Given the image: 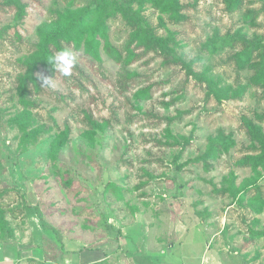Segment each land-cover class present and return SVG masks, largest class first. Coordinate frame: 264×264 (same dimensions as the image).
Masks as SVG:
<instances>
[{
  "label": "rangeland",
  "instance_id": "374dc122",
  "mask_svg": "<svg viewBox=\"0 0 264 264\" xmlns=\"http://www.w3.org/2000/svg\"><path fill=\"white\" fill-rule=\"evenodd\" d=\"M75 1L0 0V246L46 245L55 264L95 249L105 250L98 264H264V161L238 165L260 153L243 117L264 132L249 67L264 50V0H174L182 18L161 11L168 0H120L171 37L168 56L151 51L123 69L90 28L64 42L71 76L30 66L38 27L90 0ZM105 23L125 46V21ZM235 36L260 47L243 59L241 42L225 43ZM49 77L55 89L42 87ZM219 135L228 149L204 157Z\"/></svg>",
  "mask_w": 264,
  "mask_h": 264
},
{
  "label": "trees",
  "instance_id": "16d2710c",
  "mask_svg": "<svg viewBox=\"0 0 264 264\" xmlns=\"http://www.w3.org/2000/svg\"><path fill=\"white\" fill-rule=\"evenodd\" d=\"M151 1L154 2V0ZM158 1L161 2L163 0ZM71 2L73 4L76 1L71 0ZM167 2L168 3L164 5L165 7L161 8V11H174L175 15L173 16L175 18L179 16L176 15L178 11L177 2L174 0H168ZM225 5L228 9H238L242 6V0H225ZM18 9L21 10V8L19 7ZM71 10L72 9H70L68 12H65L64 15L61 14L60 16H57L55 20L48 23H43L42 26L38 27V42L36 43L35 52L33 54V59L30 62V66L34 67L36 63H41L45 68L51 69V66L47 62L48 58L56 52L66 49L64 46V42L75 40L83 31L90 28L92 37L94 36V33L96 31H98L102 35L106 52L116 63L122 65L123 69H125L124 67L126 65H130L134 61L138 60L142 55L151 51L162 55L165 54L166 56H168L167 54H169L167 50L169 46L168 42L171 37H163L155 34L147 21L143 19V17L139 16V14L134 9H132L130 5L125 1L90 0L87 3L86 7H82L79 10H76V12ZM116 16H120L131 29V34L126 45L121 48H118L117 46L111 44L107 38V33L105 32V22L109 18H114ZM179 17L182 18V16ZM1 34L2 29H0V36ZM240 38L241 37L239 36H235L233 38L231 37L229 39H226L225 43L230 44L232 40L233 44H235L236 42H241L243 50L246 51L243 59L247 57V53H251L260 47L258 42L250 43V41H245L244 39ZM90 40H92V38ZM132 44H135L133 48H131ZM135 47L137 49H142V51L136 53L134 49ZM249 47L250 49H248ZM247 50L249 51L247 52ZM241 54L240 56H238L240 59ZM249 67L253 70L251 81L262 88L264 93V50L259 53L257 60L251 61ZM28 74L30 77L31 70L30 72H28ZM127 74L132 76L136 73L127 72ZM148 91L149 89L146 88L143 91L142 95H148ZM86 120L88 127H90L89 130L101 128V126H99L96 121H92L90 120V118ZM243 120L247 130V134L252 141V147L255 149L259 148L260 153L254 156L248 155L243 157L241 160H239L238 165H249L252 168H255L264 161V132L262 128L251 119L243 117ZM219 137L221 138L220 140L219 138H215L209 141L204 157H215L217 152H219L218 150H222V144L225 150L228 149L232 140H229V137H222V135H219ZM63 141L64 138L60 142V144H62ZM253 143L257 144V146H255ZM255 200L258 201L260 205L264 204L262 195L257 194L255 196ZM4 225L5 223L3 219L0 218L1 233L6 229ZM43 228L53 230L51 227H48L46 225ZM3 240L4 239H2V237L0 236V244L4 242ZM41 249L44 255V261L51 260L53 262H57L59 253L57 254L55 249L46 247V245L41 246ZM44 261L40 263L38 262L37 264H44ZM100 262L102 261H98L95 263L92 262L91 264H98Z\"/></svg>",
  "mask_w": 264,
  "mask_h": 264
},
{
  "label": "crops",
  "instance_id": "0c3cea01",
  "mask_svg": "<svg viewBox=\"0 0 264 264\" xmlns=\"http://www.w3.org/2000/svg\"><path fill=\"white\" fill-rule=\"evenodd\" d=\"M47 232H49L48 229H41L40 231L41 235L44 236V238L45 236L49 238L46 234ZM14 246L12 245V243L0 246V251L2 250L0 252V264H16L19 260H27L34 263H40L44 261V255L40 247L30 245L29 243L24 245L21 244V246L18 243L16 245L14 244ZM65 250H67L66 254L69 255L72 251H74V249H67L66 247ZM104 251L105 250L103 249L83 250L81 252H78V254L75 255V259L72 258L71 261L75 260V262H77L78 264L97 262L104 259ZM23 254H25V257H23ZM152 261L157 264L156 260ZM44 263L55 264V262L51 260H46L44 261ZM64 263H68V261H64Z\"/></svg>",
  "mask_w": 264,
  "mask_h": 264
},
{
  "label": "clouds",
  "instance_id": "9594fccd",
  "mask_svg": "<svg viewBox=\"0 0 264 264\" xmlns=\"http://www.w3.org/2000/svg\"><path fill=\"white\" fill-rule=\"evenodd\" d=\"M47 62L54 73L58 72L62 76L69 77L72 75L73 68L76 65V56L72 51L63 49L50 56ZM42 87L55 89L56 84L52 77L44 78Z\"/></svg>",
  "mask_w": 264,
  "mask_h": 264
}]
</instances>
